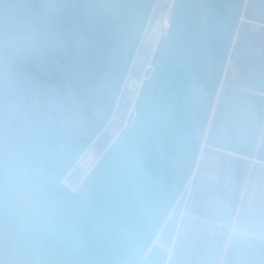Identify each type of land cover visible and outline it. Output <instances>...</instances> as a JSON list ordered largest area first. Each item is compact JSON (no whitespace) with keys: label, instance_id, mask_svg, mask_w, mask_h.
I'll use <instances>...</instances> for the list:
<instances>
[{"label":"water","instance_id":"95a60500","mask_svg":"<svg viewBox=\"0 0 264 264\" xmlns=\"http://www.w3.org/2000/svg\"><path fill=\"white\" fill-rule=\"evenodd\" d=\"M157 0H0V264H168L201 156H246L264 102L226 92L247 0H173L128 121L72 189L107 129ZM173 223L172 236L164 238ZM221 241L187 236L180 264ZM264 264L235 239L229 264Z\"/></svg>","mask_w":264,"mask_h":264},{"label":"flooded vegetation","instance_id":"af4514ba","mask_svg":"<svg viewBox=\"0 0 264 264\" xmlns=\"http://www.w3.org/2000/svg\"><path fill=\"white\" fill-rule=\"evenodd\" d=\"M257 26L260 28L246 33L245 54L248 59L246 64L241 66L239 80L245 86V90L251 89L264 102V25ZM217 152L232 157L230 161L223 159L220 165V172L224 177L221 187L225 189V194L216 191L219 197L214 195L213 200L209 201L205 198L198 211L203 225L210 229L214 228V233L201 232L193 236L199 238L206 236L221 241L222 251L213 264H229V252L235 239L245 238L264 243V118L261 133L252 153L240 156ZM186 208L187 203L168 264H180L177 253L186 238L176 251L175 248ZM172 227L173 223L164 235L167 242L171 241L169 239L172 236ZM227 229L230 230V234L225 231Z\"/></svg>","mask_w":264,"mask_h":264},{"label":"rangeland","instance_id":"374dc122","mask_svg":"<svg viewBox=\"0 0 264 264\" xmlns=\"http://www.w3.org/2000/svg\"><path fill=\"white\" fill-rule=\"evenodd\" d=\"M173 0H157L151 21L144 35L141 47L136 57L135 63L131 70L130 76L125 85L121 100L113 117V120L101 135V137L91 147V159L86 162L87 165L83 169H75L72 171L67 179L69 186L74 187L81 182L86 173L92 168L96 161L100 158L102 153L115 139V137L121 132L126 125L131 109L133 107V101L136 93V85L143 79L145 71L149 65L150 59L153 53V42L161 32V27L167 13L171 9ZM254 22L255 24H251ZM258 25H264V0H247L245 10L243 13V20L237 36L236 45L231 55V59L227 68L225 79L223 82V89L221 92L220 100L217 110L215 112L210 136H212L218 127L221 116L222 99L226 92H243L245 86L240 82L239 77L241 74V66L247 62L246 50V33L250 30L260 28ZM129 88V89H128ZM129 90V91H128ZM135 91V92H134ZM129 95V96H128ZM133 99V100H132ZM93 156V157H92ZM230 161L232 157L205 148L201 156V160L191 185L190 193L188 196L186 215L184 216L180 231L178 234L177 245L175 251L180 247L181 242L187 236L198 235L201 232L208 234L214 233V228H207L203 225L201 218L198 214L202 202L213 200V196H218L215 192L225 194V189L221 187L224 177H222L220 169L222 160ZM81 172V173H80ZM220 229V228H219ZM223 230V229H221ZM229 232L230 230H225ZM230 236V235H229ZM231 237V236H230ZM162 238V243L163 239ZM221 264V263H220Z\"/></svg>","mask_w":264,"mask_h":264},{"label":"bare ground","instance_id":"6f19581e","mask_svg":"<svg viewBox=\"0 0 264 264\" xmlns=\"http://www.w3.org/2000/svg\"><path fill=\"white\" fill-rule=\"evenodd\" d=\"M169 14H170V11L167 13V15H166V17H165V19H164V22H163V24H162V27H161V32L159 33V35L157 36V38L155 39V41L153 42V50L155 49V47H156V45H157V42H158V39H159V37H160V35L161 34H163L165 31H166V29H167V27H168V25H169V20H168V16H169ZM149 64H150V62H149ZM149 66V65H148ZM140 82L138 83V85H136V95H135V98H134V101H135V99H136V96H137V93H138V91H139V89H140V86H141V83H142V80L143 79H141L140 78ZM129 89V88H128ZM129 91V90H128ZM135 92V91H134ZM129 96V95H128ZM133 100V99H132ZM134 101H133V103H134ZM133 105V104H132ZM132 110V109H131ZM211 128H212V122L210 123V127H209V130H210V132H211ZM91 149V148H90ZM90 149L88 150V152L85 154V156L81 159V161L77 164V166L74 168V170L75 169H83L84 168V166L85 165H87L89 162V160L91 159V153H90ZM93 157V156H92ZM239 159V158H238ZM244 159H245V157H244ZM86 162H88L87 164H86ZM91 170V167H90V169H89V171ZM88 171V172H89ZM87 172V173H88ZM81 173V172H80ZM87 173H86V175H87ZM85 175V176H86ZM84 176V177H85ZM80 183V182H79ZM76 187L77 186H74V187H72V189H76ZM250 208V207H249ZM248 210H250V209H248ZM245 228V227H244Z\"/></svg>","mask_w":264,"mask_h":264}]
</instances>
